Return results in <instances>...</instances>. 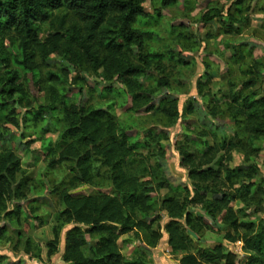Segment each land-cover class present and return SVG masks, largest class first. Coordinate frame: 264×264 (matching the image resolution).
<instances>
[{"label": "trees", "instance_id": "obj_1", "mask_svg": "<svg viewBox=\"0 0 264 264\" xmlns=\"http://www.w3.org/2000/svg\"><path fill=\"white\" fill-rule=\"evenodd\" d=\"M147 1L153 4L157 1L161 8H170L178 0H0V139L4 124L10 123L18 129L30 128L29 121L53 118L58 104L64 108V128L56 142L47 145V170L67 169L65 179L54 187L61 207L55 215L53 239L47 243V257L50 259L58 251L63 228L73 224L65 234L63 261L66 264H151L144 251L125 256L119 242L123 236L131 237V234L144 245L140 250H152L159 245L163 238L162 217L156 213L155 196L161 190H166L161 205L170 220L165 226L167 243L173 253L181 254L180 264H241L237 254L228 252L224 245L201 248L193 240L196 237L201 241L202 234L212 229L210 222L215 224L220 217L221 223L228 227L224 239L230 243L242 241L246 249L263 256L264 227L254 231L253 225L240 220L233 207L236 200L246 201L254 186L253 170H256L252 165L232 167L233 151H241L247 160L260 153L257 142L264 141V93L257 90L259 72L253 67L243 69L253 54L246 40L228 46L230 63L237 66L243 78L240 81L229 79L234 72L228 64L220 99L209 90L205 93L209 80L198 82L197 92L210 96L206 116L212 125V120L225 115L234 120L235 126L231 138L219 139L215 144L199 143L200 135L185 136L179 148L181 167L187 171L191 185L175 184L163 158L152 164L153 152L144 153L145 142H139L130 134V129L119 123L113 105L98 108L74 103L67 98L68 89L60 91L55 85H49L45 104L38 105L32 112L28 109L29 114L23 115L21 120L18 117L15 105L23 104L26 95L22 85L17 84L21 71L30 72L34 77L42 66L49 65L51 56H57L68 64V69L63 70L66 80L72 70L91 71L110 84L106 88L108 92L113 91V85L125 88L132 97L131 110L144 107L147 112L161 114L171 125L178 123L182 118L179 100L174 97L157 100L156 91L145 89L141 81L153 70L165 72V55L148 46L156 36L155 31L143 27L144 21L152 18L145 9ZM259 2L231 0L227 7L211 6L200 14L198 22L207 26L218 20L220 32L236 36L242 34L257 9L264 12V6L258 7ZM157 13L162 18L161 9ZM8 36L18 42V52L14 55L5 48ZM179 37H183L182 33ZM168 53L169 59L188 63L182 58L177 60L174 51ZM12 59L16 64L14 69ZM62 79L53 74L49 77L55 84ZM169 85L168 77L160 76L157 92ZM29 107L31 109L33 104ZM192 113L189 104L184 114ZM215 129L219 130L220 126ZM215 129L209 130V136L215 138ZM33 136L35 134L28 133L22 137ZM157 137L151 130L146 135V143L156 142L158 149H162L155 141ZM168 137L166 135L165 139ZM32 141L19 142V145L29 152ZM200 144L196 150H190ZM22 172L21 159L16 152L2 149L0 222L5 218L21 223L22 206L9 210L8 205L14 199L27 197ZM104 177L112 186V192L73 193L81 185H99L97 181ZM236 185L240 187L235 188ZM194 209L203 215L195 216ZM241 230L248 231L242 233ZM6 235V227H0V240ZM123 242L131 244L130 239ZM25 248L31 253L34 246L27 240ZM257 258L260 260L253 257L250 262H256Z\"/></svg>", "mask_w": 264, "mask_h": 264}, {"label": "rangeland", "instance_id": "obj_2", "mask_svg": "<svg viewBox=\"0 0 264 264\" xmlns=\"http://www.w3.org/2000/svg\"><path fill=\"white\" fill-rule=\"evenodd\" d=\"M189 1L192 2V5H189L187 0H178L170 8H161L157 1H154V4L147 1L145 9L147 13L152 15V18L146 19L144 21L146 23H143V27L155 31L156 36H153L148 42V46L152 51L165 55V72L162 74L153 70L141 81L145 89L156 91L157 100L160 97H174L179 100V111L182 113V118L178 123L171 125L161 114L147 112L144 107L137 111L131 110L133 106L132 97L127 95L125 88L113 85V91L108 92L106 88L110 84L91 71L78 73L72 70L69 79L66 80L63 70L68 69V64L65 59L57 56H51L49 65L42 66L34 77L30 72L21 71V78L17 84L22 85L26 95L23 104L17 103L15 105L19 119L21 120L23 115L32 112V109L35 110L38 105L45 104L46 89L49 85H55L60 91L63 88L68 89L67 98L74 103H85L98 108L113 105V112L119 123L130 129V134L135 136L139 142H145L147 149L144 150V153H147V150L153 152L152 164L163 158V163L175 184L191 185L187 171L181 167L179 148L185 140V136L200 135L199 143L204 141L215 144L219 139L228 140L231 138L235 126L234 120L225 115H220L217 119L212 120L214 122L212 125L211 120L206 116V106L210 96L200 95L197 92L198 82L209 80L210 84L205 88V93L209 90L216 99H220V89H222V84L226 83L224 76L228 74V64H231L234 72L229 76V79L240 81L243 78L237 66L230 63L231 51L228 50V46L246 40L250 43L253 54L243 65V69L253 67L259 72L260 81L257 90L260 94L264 93V12L257 9L252 14L251 22L244 28L242 34L227 36L220 32L218 20L204 26L198 22V19L200 14L211 6L227 7L231 0ZM263 6L264 0H260L258 7ZM159 9H161L162 18H159L157 13ZM181 33L183 37L177 38ZM5 40L6 51L10 55L16 54L18 52L17 40L10 39L9 36ZM170 50L174 51L177 60L182 58L188 63L180 64L169 59L168 52ZM11 63L12 69L16 68L13 59ZM51 74L62 77V81L55 84L49 80ZM162 75L168 77L170 85L169 88L157 92V80ZM30 104H33L31 109ZM189 104L193 108V113L184 114ZM63 109V106L58 104L53 118L32 123L29 121L27 124L30 123V128L21 126L18 129L10 123L4 124V128H2L0 151L4 148H10L20 157L23 169L21 181L25 183L23 190L27 197L19 201L14 199L8 205L9 210H13L17 205L22 206L23 214L20 224L5 218L0 222V227L4 226L7 229L6 238L0 240V264H66L63 261L65 234L74 226L73 224L63 228L58 251L50 259L47 257V243L53 239V227L56 225L55 215L61 207L54 187L65 179L67 174L65 167L54 172L47 170V145L48 142L55 143L64 128L66 121ZM217 126H220L219 130L215 129ZM211 129L216 130L215 138L209 136ZM151 130L158 134L155 141L159 142L162 149H158L156 142L146 143V135ZM28 133H33L35 136L27 139L22 137L28 136ZM166 135L169 136L168 139H165ZM28 140H33V143L30 146V151L25 152L20 147L19 142L24 143ZM257 145L260 147L259 154H255L253 158L247 157L246 160L241 151L235 150L233 151V160L230 163L232 167L252 165L256 169L253 170L255 172L254 186L246 201L241 199L233 203L240 220L253 225L256 232L264 227V141H258ZM200 146L201 144L190 147V150H196ZM97 182L99 185H81L73 193L112 192V186L108 185L106 177ZM244 183L247 184L246 181ZM239 187L240 185L235 186V188ZM165 193L166 190H161L155 196L156 213L162 217L160 231L163 238L158 245L160 246L159 250L155 251L154 248L152 250H140L144 245L142 246L140 240L130 234L131 237L123 236L119 242L125 256L132 257L135 253L144 251L151 264H180L181 254H175L170 247H167L168 235L165 226L170 220L161 205ZM192 211L195 216L202 214L197 209ZM219 219L221 220V217ZM220 220L215 224L210 222L212 229L206 230L202 234L201 241L198 242L197 238L193 237L197 246L211 248L222 244L228 252L237 254L241 264H264L262 263V260L264 262V255H255L245 248L244 242L230 243L224 239L228 227L223 225ZM244 231L248 230H241L242 233ZM87 239L89 242L93 241L89 235H87ZM125 239H130L131 244L124 243ZM27 240L31 241L34 246L31 253H28L25 248ZM253 257H259L260 260L257 258L256 262H250Z\"/></svg>", "mask_w": 264, "mask_h": 264}, {"label": "crops", "instance_id": "obj_3", "mask_svg": "<svg viewBox=\"0 0 264 264\" xmlns=\"http://www.w3.org/2000/svg\"><path fill=\"white\" fill-rule=\"evenodd\" d=\"M167 247H169V245L167 244ZM160 248V246H157L156 248H154L155 251H158ZM170 251V250H169Z\"/></svg>", "mask_w": 264, "mask_h": 264}]
</instances>
